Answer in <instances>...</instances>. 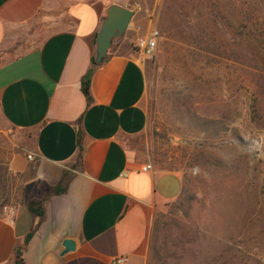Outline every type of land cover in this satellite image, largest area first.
Returning a JSON list of instances; mask_svg holds the SVG:
<instances>
[{
    "label": "crops",
    "instance_id": "obj_1",
    "mask_svg": "<svg viewBox=\"0 0 264 264\" xmlns=\"http://www.w3.org/2000/svg\"><path fill=\"white\" fill-rule=\"evenodd\" d=\"M111 4L126 6L0 0V133L11 131V168L24 180L13 218L0 214V264H13L29 232L24 264H110L122 255L149 264L156 213L182 193L180 172L143 171L152 163L141 144L150 126L149 62L134 42L150 31L148 18L133 9V35L116 37L106 60L92 62ZM92 66L88 103L82 78ZM66 171L67 190L45 199L41 220L32 215L28 200L47 195ZM66 239L76 246L62 254Z\"/></svg>",
    "mask_w": 264,
    "mask_h": 264
},
{
    "label": "rangeland",
    "instance_id": "obj_2",
    "mask_svg": "<svg viewBox=\"0 0 264 264\" xmlns=\"http://www.w3.org/2000/svg\"><path fill=\"white\" fill-rule=\"evenodd\" d=\"M117 1L160 32L141 144L184 179L156 213L166 242L149 264H264V0ZM16 152L0 133V214L22 192Z\"/></svg>",
    "mask_w": 264,
    "mask_h": 264
},
{
    "label": "trees",
    "instance_id": "obj_3",
    "mask_svg": "<svg viewBox=\"0 0 264 264\" xmlns=\"http://www.w3.org/2000/svg\"><path fill=\"white\" fill-rule=\"evenodd\" d=\"M104 60H106V57L101 61L97 62L96 56L92 58V62L94 65H98L102 63ZM94 71V66H92L87 73L83 76L82 78V90L84 94L86 95L88 103H91L92 101V96L90 93V82H91V77ZM78 146H79V151L77 155V163H80L82 155H83V145H82V132L81 130L78 133ZM70 180V172L66 171L64 172L60 182L51 187L49 189V192L47 195L44 196H39L35 195L31 197L28 202H27V207L28 210L31 212L32 215L37 216L40 218V220L44 217L45 214V209H44V201L48 196L54 195V194H61L64 193L67 190L68 184ZM162 221L159 216L155 217L153 228H152V234H151V242H150V251L152 254V257L156 260H159L162 258V251L165 248V235H162ZM33 233L29 232L23 243H20L16 246L14 250V255H13V264H24L23 260V251L27 244L29 243Z\"/></svg>",
    "mask_w": 264,
    "mask_h": 264
},
{
    "label": "water",
    "instance_id": "obj_4",
    "mask_svg": "<svg viewBox=\"0 0 264 264\" xmlns=\"http://www.w3.org/2000/svg\"><path fill=\"white\" fill-rule=\"evenodd\" d=\"M134 13L133 9L119 4H111L108 7L96 40L97 62H101L107 56L113 39L123 35L129 29ZM63 246L64 251L62 254L74 250L76 243L72 239H66Z\"/></svg>",
    "mask_w": 264,
    "mask_h": 264
},
{
    "label": "built area",
    "instance_id": "obj_5",
    "mask_svg": "<svg viewBox=\"0 0 264 264\" xmlns=\"http://www.w3.org/2000/svg\"><path fill=\"white\" fill-rule=\"evenodd\" d=\"M160 37V32L157 28L151 29L148 33L144 35H140L135 39L134 47L139 53L147 58H151L155 55L158 39ZM28 159H33L34 154H28ZM153 168L152 163H147L143 166V171H150ZM16 213V207L14 204H6L3 207V214L13 218ZM128 257L127 256H118L111 260L110 264H127Z\"/></svg>",
    "mask_w": 264,
    "mask_h": 264
}]
</instances>
